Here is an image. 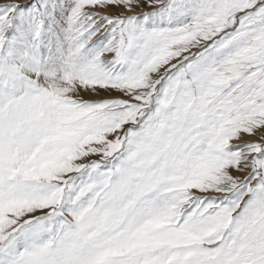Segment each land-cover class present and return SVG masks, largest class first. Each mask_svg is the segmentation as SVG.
Instances as JSON below:
<instances>
[{
    "label": "snow or ice",
    "instance_id": "6c2138e0",
    "mask_svg": "<svg viewBox=\"0 0 264 264\" xmlns=\"http://www.w3.org/2000/svg\"><path fill=\"white\" fill-rule=\"evenodd\" d=\"M0 264H264V0H0Z\"/></svg>",
    "mask_w": 264,
    "mask_h": 264
}]
</instances>
